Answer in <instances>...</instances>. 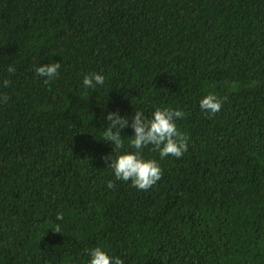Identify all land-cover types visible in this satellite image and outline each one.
Listing matches in <instances>:
<instances>
[{"label": "trees", "instance_id": "trees-1", "mask_svg": "<svg viewBox=\"0 0 264 264\" xmlns=\"http://www.w3.org/2000/svg\"><path fill=\"white\" fill-rule=\"evenodd\" d=\"M52 62L45 84L35 69ZM94 72L104 84L85 88ZM209 93L227 97L211 118ZM157 107L185 113L188 150L144 148L163 176L143 191L102 159L104 117ZM94 247L124 264H264V0H0V264H88Z\"/></svg>", "mask_w": 264, "mask_h": 264}, {"label": "clouds", "instance_id": "clouds-1", "mask_svg": "<svg viewBox=\"0 0 264 264\" xmlns=\"http://www.w3.org/2000/svg\"><path fill=\"white\" fill-rule=\"evenodd\" d=\"M61 68V63L52 62L40 65L35 69L38 76L44 77V83L55 79ZM7 71L15 74V69L9 66ZM105 78L99 73H89L83 77L85 88L95 89L97 85H103ZM10 84L8 79L3 81L7 87ZM9 97L4 94L3 102ZM227 97L220 98L209 93L200 100V108L209 114V118L221 110L222 104ZM185 113L182 110L157 107L151 115L146 118L141 111H135L129 119L119 114V111L109 112L104 118L108 121L107 128L102 134V139L111 142L115 155L107 154L102 159L113 170L115 180L131 182V185L139 190L147 191L155 185L163 176L160 164L155 159H145L142 155L143 149L152 145V151H158L161 159L167 156L180 158L188 150L187 136L177 129L175 121L183 119ZM130 126L134 135L130 139V147L134 151L120 152L124 147V140L121 130ZM111 161V163H108ZM114 182L109 180L107 188H113ZM56 220H63V213H58ZM54 232L60 233V225L53 228ZM88 253V264H124L120 257L109 255L101 247L85 249Z\"/></svg>", "mask_w": 264, "mask_h": 264}]
</instances>
